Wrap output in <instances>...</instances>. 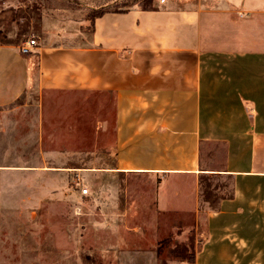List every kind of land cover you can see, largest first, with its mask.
Returning <instances> with one entry per match:
<instances>
[{"label": "crops", "instance_id": "0c3cea01", "mask_svg": "<svg viewBox=\"0 0 264 264\" xmlns=\"http://www.w3.org/2000/svg\"><path fill=\"white\" fill-rule=\"evenodd\" d=\"M100 10L89 39L46 29L27 55V40L0 43V107L32 89L111 95L115 164L102 175L156 183L160 219L184 236L200 218L201 179L236 180L193 264H249L236 258L248 253L263 264L264 196L243 188L264 181V0ZM208 144L223 147L221 169L207 168ZM105 196L102 185V205Z\"/></svg>", "mask_w": 264, "mask_h": 264}, {"label": "rangeland", "instance_id": "374dc122", "mask_svg": "<svg viewBox=\"0 0 264 264\" xmlns=\"http://www.w3.org/2000/svg\"><path fill=\"white\" fill-rule=\"evenodd\" d=\"M147 1L157 0H0V43L37 39L52 28L57 36L81 32L89 39L100 9L125 10ZM114 114L111 95L80 91L32 89L0 107V264L202 261L209 216L221 200L233 198L236 180L201 179L200 218L184 236L160 219L156 183L102 175V168L115 164ZM205 151L207 168L221 169L223 147L208 144ZM247 183L248 197L264 196V181ZM127 188L130 195L122 199L120 189L125 194ZM83 189L90 194L82 196ZM253 256L236 258L254 264Z\"/></svg>", "mask_w": 264, "mask_h": 264}, {"label": "built area", "instance_id": "2783aa9c", "mask_svg": "<svg viewBox=\"0 0 264 264\" xmlns=\"http://www.w3.org/2000/svg\"><path fill=\"white\" fill-rule=\"evenodd\" d=\"M161 3H165V0H160ZM37 45V40L32 38L27 40L24 45L21 46L20 51L22 54L27 55L32 52V49ZM82 191V196H87L89 195V189H83Z\"/></svg>", "mask_w": 264, "mask_h": 264}, {"label": "trees", "instance_id": "16d2710c", "mask_svg": "<svg viewBox=\"0 0 264 264\" xmlns=\"http://www.w3.org/2000/svg\"><path fill=\"white\" fill-rule=\"evenodd\" d=\"M143 8H149L151 7V1H147L146 3H143L142 5ZM104 12L102 11H97L94 15H93V21L96 17H99L101 15H103Z\"/></svg>", "mask_w": 264, "mask_h": 264}]
</instances>
